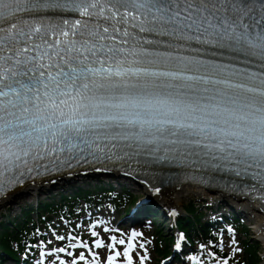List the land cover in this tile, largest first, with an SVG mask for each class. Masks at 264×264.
<instances>
[{
    "label": "snow or ice",
    "instance_id": "snow-or-ice-1",
    "mask_svg": "<svg viewBox=\"0 0 264 264\" xmlns=\"http://www.w3.org/2000/svg\"><path fill=\"white\" fill-rule=\"evenodd\" d=\"M98 172L152 195L192 174L264 211V0H0V197ZM102 223L78 225L87 243L37 229L23 264H134L144 233L106 241ZM226 231L228 255L221 233L187 256L179 232L163 264H229Z\"/></svg>",
    "mask_w": 264,
    "mask_h": 264
},
{
    "label": "bare ground",
    "instance_id": "bare-ground-1",
    "mask_svg": "<svg viewBox=\"0 0 264 264\" xmlns=\"http://www.w3.org/2000/svg\"><path fill=\"white\" fill-rule=\"evenodd\" d=\"M39 185L40 184H38V183H36L34 185L33 184H27L25 186L26 189L25 188L24 189L26 192L35 191ZM17 192H18V190L15 193H9V195L6 199H8V200L12 199L14 194H16ZM195 194L208 195V196L209 195H212V196L220 195L221 197H223L225 195V194H219L215 191H209L205 187L197 185V184L181 183L175 189L171 190V195H169L168 192H165V190H162V193L160 194L161 198L157 197L156 200H158L157 203H162L164 205H167V207L172 208V207H177L178 205H180L185 196L195 195ZM8 200L1 201V202L5 203ZM242 204L250 211L251 214H255L257 217H260L256 227H257V233L260 234V238L264 242V216L259 215V214H263L258 210L261 208L260 204L258 202H248V201H243Z\"/></svg>",
    "mask_w": 264,
    "mask_h": 264
},
{
    "label": "trees",
    "instance_id": "trees-1",
    "mask_svg": "<svg viewBox=\"0 0 264 264\" xmlns=\"http://www.w3.org/2000/svg\"><path fill=\"white\" fill-rule=\"evenodd\" d=\"M0 247L5 250L8 249V239L5 235H0Z\"/></svg>",
    "mask_w": 264,
    "mask_h": 264
},
{
    "label": "rangeland",
    "instance_id": "rangeland-1",
    "mask_svg": "<svg viewBox=\"0 0 264 264\" xmlns=\"http://www.w3.org/2000/svg\"><path fill=\"white\" fill-rule=\"evenodd\" d=\"M138 193V192H137ZM191 198H196V199H199V197L193 195V196H189V197H184L183 198V201H182V205L185 204L187 202V200L191 199ZM14 213H18V211H15Z\"/></svg>",
    "mask_w": 264,
    "mask_h": 264
}]
</instances>
